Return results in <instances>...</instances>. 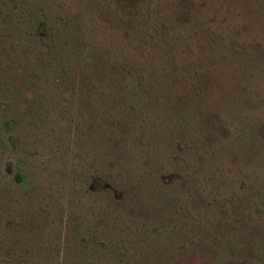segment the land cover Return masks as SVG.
<instances>
[{
    "label": "rangeland",
    "instance_id": "obj_1",
    "mask_svg": "<svg viewBox=\"0 0 264 264\" xmlns=\"http://www.w3.org/2000/svg\"><path fill=\"white\" fill-rule=\"evenodd\" d=\"M0 264H264V0H0Z\"/></svg>",
    "mask_w": 264,
    "mask_h": 264
},
{
    "label": "flooded vegetation",
    "instance_id": "obj_2",
    "mask_svg": "<svg viewBox=\"0 0 264 264\" xmlns=\"http://www.w3.org/2000/svg\"><path fill=\"white\" fill-rule=\"evenodd\" d=\"M40 28H43L42 26H40ZM44 29V28H43ZM38 30H40V29H38ZM144 33L146 32V31H143ZM45 33V31L43 32V34ZM46 34V33H45ZM43 57V56H42ZM53 58V57H52ZM40 59V58H39ZM53 60H55L56 61V59H54L53 58ZM60 59H57V61H59ZM86 60H88V59H86ZM86 60H84L83 59V70H82V73L85 75L84 77H82V87H83V89H84V87H86L87 86V84L89 83V82H87V81H89L88 79H85V77H90L91 79H96L97 80V78H98V80L96 81V82H94V83H92V84H94V85H92V87L93 88H98L101 84H100V82H103V81H105L106 82V80H108L107 79V75H102V73L107 69V67H109L110 66V62L109 63H107L108 62V59L107 58H104V55H101V61H100V63H98V62H96V61H93V65H90V63L89 62H86ZM40 61H41V59H40ZM62 63H63V61L61 62V64L59 65V68H58V66H57V69H60V70H62L61 68H62ZM90 68V69H89ZM89 70H90V73L91 74H89ZM98 70L100 71V73L101 74H97L98 73ZM62 74H63V72H62ZM101 75V77L99 78L98 76H100ZM63 77H66V79H67V81H66V83H68L69 84V77H70V75L69 74H66L65 76L63 75ZM60 78V77H59ZM72 81V83H73V79L71 80ZM74 85V84H73ZM82 87H81V89H82ZM83 89H82V93H91V94H94V92H90L89 90H84L83 91ZM100 94H103L102 92L100 93ZM103 98H106V96H104ZM18 177V176H17Z\"/></svg>",
    "mask_w": 264,
    "mask_h": 264
}]
</instances>
